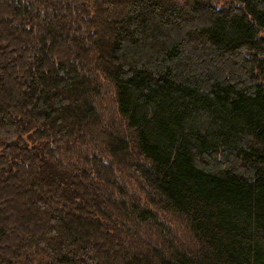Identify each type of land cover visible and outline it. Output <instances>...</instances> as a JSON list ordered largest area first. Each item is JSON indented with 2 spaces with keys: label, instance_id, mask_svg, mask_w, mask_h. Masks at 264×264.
I'll return each mask as SVG.
<instances>
[{
  "label": "trees",
  "instance_id": "trees-1",
  "mask_svg": "<svg viewBox=\"0 0 264 264\" xmlns=\"http://www.w3.org/2000/svg\"><path fill=\"white\" fill-rule=\"evenodd\" d=\"M0 264H264V0H0Z\"/></svg>",
  "mask_w": 264,
  "mask_h": 264
}]
</instances>
